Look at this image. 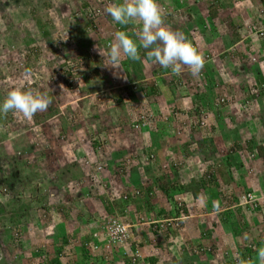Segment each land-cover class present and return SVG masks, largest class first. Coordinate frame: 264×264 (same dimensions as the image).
<instances>
[{"label":"rangeland","instance_id":"374dc122","mask_svg":"<svg viewBox=\"0 0 264 264\" xmlns=\"http://www.w3.org/2000/svg\"><path fill=\"white\" fill-rule=\"evenodd\" d=\"M47 1L51 3L48 6L45 5ZM246 2L258 5L256 10L261 21L258 28L264 31V5L259 0ZM31 3L38 11L32 13L25 5L26 0H0V104L15 88L46 94L52 103L31 121L20 114L9 112L5 116L0 113V264L40 263L39 257L32 256L33 262L30 259L35 250H42L40 253L46 255L45 260L53 257L56 247L68 245L65 249L74 250L71 245L78 240L69 237L71 230L86 225L96 231L98 226L105 224L109 214L104 199L119 203L127 191L126 183L135 189L140 183L142 189L149 184L156 187V178L162 172L156 171L157 176L154 166L158 164H154V160L162 157L176 162L178 155L181 156L178 140L192 142L187 148L189 157L183 164V175L186 173L188 177L198 179L207 166L218 173L225 171L222 156L246 135L248 129L244 121L257 117L264 108V98L258 95L252 73V66H264V37L256 39L250 30L245 33L244 29L250 28L246 26L249 20L242 1L233 6L228 0H190L189 6L206 21L207 27L203 30L199 27L202 20L193 13L189 24L186 16L177 18L175 15L166 19L169 28L177 27L180 32L186 29V38L195 43L204 57L208 54L213 59L214 65L205 57L208 62L201 72L203 75L209 65L214 66L218 75L214 73L206 77L208 84L199 81L198 76L194 77L187 69L175 75L171 69L145 60L136 63L141 73L139 79L134 80L137 84L132 89L134 98L125 89L130 81L126 74L130 70L123 69L122 64L119 69L105 67L103 57L96 51L97 46L102 48L101 38L105 37L106 31L119 25L105 12L106 6L113 2L31 0ZM212 12L217 15L209 19L208 14ZM239 12L246 20L241 21ZM229 13L232 15L228 16ZM84 19L95 22V28L85 26ZM216 27L218 31L214 30ZM135 29L138 30V26ZM222 34L238 45L223 51ZM29 40L34 41L27 47ZM218 52H225L227 60L219 58ZM244 56L245 59L241 60ZM230 65H233L231 70L228 69ZM239 65L244 68L242 73L236 67ZM261 72L264 75V68ZM133 78L136 77L133 75ZM161 78L177 90L175 97L170 95L168 86L160 83ZM153 84L157 88L155 92L151 91ZM197 93H205L213 108H204L201 115H187ZM251 93L259 97L249 107L245 100ZM222 99L225 102L222 103ZM145 105L150 107L147 111ZM145 111L149 112L147 114L153 112V117L157 118L148 126L145 119H140ZM183 120L188 122L187 126L182 125ZM259 131L258 136L264 138V126ZM221 136L228 138L221 141ZM208 137L215 140L216 153L207 144H201ZM163 141L170 148L156 152L155 148ZM111 147L118 151L117 161L104 157ZM253 156V161L248 164V177L231 188L234 196L240 199L248 188L256 190L254 186H259L257 201L264 212V187L260 184L263 179L259 174H264V157L258 158L257 151ZM146 157L149 161L154 159L150 162L153 166L142 164ZM122 169L129 172L137 169L139 176L132 179L129 172L121 173ZM67 170L69 173H65ZM136 180L139 182L134 185L132 182ZM133 188L128 189L131 194L136 192ZM152 196L155 213L147 212L142 198H136L128 212H137L140 207L139 218L151 223L156 222L159 203L165 210H172V205L163 201L160 191H154ZM205 199L199 196L194 202L189 196L177 198L178 202L185 204V212L180 213L179 219L186 222L187 230L182 227L175 234L171 233L172 237L160 248H152L149 240L143 242L141 237H136L138 228L130 229L132 236L129 240L144 243L136 249L140 261L146 263L148 257H157L159 264L199 263L198 244L188 245L184 235L193 230L186 220L189 216L201 213L207 214L209 219L214 217ZM244 215L251 223V214L246 211ZM140 225L139 230L142 229ZM251 227L255 230L249 232L246 240L257 239L259 226ZM122 246L123 257L114 255L116 261L110 263L111 257L107 255L108 264H125V257H133L129 245L124 243ZM215 254L217 259L211 255L201 256L200 264H207L210 260L227 264L229 253L226 255L223 250H216ZM102 262L101 258L89 257L87 260V264Z\"/></svg>","mask_w":264,"mask_h":264},{"label":"trees","instance_id":"16d2710c","mask_svg":"<svg viewBox=\"0 0 264 264\" xmlns=\"http://www.w3.org/2000/svg\"><path fill=\"white\" fill-rule=\"evenodd\" d=\"M113 3H120L121 0H110ZM189 1L190 0H158V2L160 3V5L162 6V8L165 10L166 12V18H165V23L167 25V17L169 18H174L175 15H177V18H183V16H186L188 18V24L189 21L192 20V15L194 14V17L197 16L198 20H202L199 23V27L203 30L205 29L207 26L206 21L203 20V17L200 16V14L196 11L195 8H192L189 6ZM231 1L234 5V3L237 2H241L243 3V8L245 11V14H247L248 16V20L249 23L246 24V26L250 29H244L245 33L246 31H251L250 33H254L257 32L260 28V24L261 21L259 20V11L256 10V8L258 7V5H252L250 3H247V0H228ZM261 2V4L264 5V0H259ZM51 3L49 1H47V3H45L46 6L50 5ZM26 6L30 7L31 12L34 13L35 11H38L37 8L35 10V8H33V5L31 3V0H26ZM232 5V4H230ZM222 6V4H221ZM220 6V7H221ZM238 7V6H237ZM190 10H193L190 12ZM260 11L263 12L262 9H260ZM193 13V14H192ZM233 13V12H232ZM232 13H229L228 16H231ZM217 15V14H216ZM215 15V12H212L210 14H208V18L212 19ZM239 15L241 17H239L242 20H246L242 15L241 12H239ZM102 17V16H101ZM205 19V18H204ZM222 21V20H221ZM84 24L85 26L91 27V28H95V22L91 21V20H86L84 19ZM246 21H243V23H245ZM198 23V22H197ZM183 24H185L183 22ZM187 24V25H188ZM112 25V24H111ZM189 27V25H188ZM259 27V28H258ZM136 26L133 25H129V26H122V25H118V27L114 28V29H108L106 31L105 37L101 38V47L104 49H108V46L113 42L114 40V33L118 30H124L127 31L129 33V35H132L135 31H136ZM172 30L178 31L180 32L179 29H177V27H171ZM214 30L218 31V28L216 27ZM186 29L182 30V34L185 35L186 33ZM95 32V30H94ZM99 32H96V34H98ZM255 36L256 39H259L257 37H259L257 34H253ZM231 39V38H230ZM31 41L34 40H29L26 42L27 47H29V45L31 44ZM220 41L221 44H224L225 47L227 49L230 48V42L227 38V36L225 34H222L220 37ZM193 43V42H192ZM250 40H248L247 44L249 45ZM195 45V43H193ZM232 45V44H231ZM226 49V50H227ZM219 51V50H218ZM146 52L147 50L141 48L140 49V54L142 56V58L146 57ZM219 53V58H225L226 54L225 52L223 53ZM225 55V56H224ZM205 57L207 59H210L209 61H212V64L214 65V61L212 58L209 57L208 54L205 55ZM241 60L245 59V56L240 58ZM136 63H139V61H133L129 58H122L121 60V64L123 66V69H125L127 71V69L130 70V72H127V77L130 78L129 83L125 86V89L129 92L130 95H132V89L136 88V83L134 82L135 79H139V73L140 70H138L139 68L137 67ZM208 66L207 67V72L205 74L202 75V73H200L198 75L199 81L202 82H207L206 77L210 76V75H214V73H216L218 75V73L216 71H214L213 67L214 66ZM233 65H230L228 69L231 70ZM238 69H240V71L242 70V66H236ZM211 68V69H210ZM253 71H255V66H252ZM97 70H95L96 72ZM144 71V70H143ZM103 72V71H102ZM253 72L254 77L256 78V87L259 91L260 98H264V75L262 72L258 71ZM136 78H133V75ZM230 74V73H229ZM235 75L239 76L238 73H235ZM230 77L232 79H234L233 74H230ZM201 78V79H200ZM200 82V83H202ZM160 83L163 84L164 86H168L167 85V81L165 78H161L160 79ZM208 84V82H207ZM143 85V84H142ZM155 84L152 85V92H155V90L157 88H155L156 86H154ZM169 87V86H168ZM195 87H199V84H195ZM170 90V95H172L173 97H175L177 95V90L176 89H172L171 87H169ZM257 94H248V96L246 97L248 101V105L249 107L253 106L255 104V102L257 101V97H259ZM132 98L133 95H132ZM208 99L205 95V93L203 94H194V100L193 102V107L190 109L189 112H187V115H198L204 112V108H213V104H208ZM244 101V102H245ZM247 103H245L244 105H246ZM251 105V106H250ZM146 107V105H145ZM244 107V106H243ZM150 108V107H149ZM148 107H146V111L147 109H149ZM143 112V114L141 115L142 118L140 119H145V124L148 126L150 125L149 123H151V121H155L157 120V118L155 119L153 117V112H151L150 114H147L149 112ZM249 117V116H248ZM249 120H245L244 123L245 125H247V133L245 136H243L241 139H239V142L234 143L232 146L229 147V149L227 150V153H224V155L222 156L223 159V163L224 166L226 168L225 171L218 173L215 172L214 170L212 171V168L210 166H207V168L205 169V171L203 173H201L198 179H196L195 177H188L186 175V173H184L183 175V164L185 162L186 164V158L189 157V152L188 149L191 145L192 142L190 140H178V142L182 147H180V151L179 154L181 156L178 155L179 159L175 162V161H171L169 159H164L162 157H158L156 158V160L158 161V165L160 170L163 172L162 175H160L159 177L156 178V190H159L164 198L169 202L170 205H172V210H170L169 212H166L165 209H160L158 210L157 214L155 215L156 218L158 219H165V221H169L172 220L174 222L173 225H170V223L166 224V223H156V222H151L150 225L152 227V235H156L158 237H160L161 234H159V232H161L163 229L165 230V239L168 237V235H172L175 234L176 231H179L182 227L183 222H181V220H179L180 213L183 211L185 212L183 205H185L182 202H178L177 198H175L178 195H182V194H186V193H190L192 195V198L195 202V200L199 199V196H204L205 202L207 204V206H209V209L213 210L212 213H214L215 217L212 220V226H216L215 221L218 220L221 223L227 222V224L230 226V228L232 229V233L234 236L237 237L238 240H241V242L245 241V238L243 237L244 234H249V232L254 231L255 229H251V225L254 226H259V229L257 230L258 233L256 235L257 239L256 240H250V242L252 243V241H255L256 245H255V250H252L253 247H249L247 246L245 243H242L240 248H238L237 250V254L239 258H243L246 261H252L254 262V264H258V261H256V255H257V250L260 247H264V213L263 209L258 206L257 203H253L252 205H250V207L248 208V214H251L252 217V221L251 223L246 220L244 222L241 221H237L238 217L240 215L239 211V207L237 208L238 205V198L237 196L235 197L232 191V186L235 185L236 182H239L240 180H242L243 178L248 176V161H250V159L253 161V155L255 154V152H258V158H263L264 157V138H261L258 136V132H261L259 130L263 129L264 126V108L263 111L260 112V114L254 118L249 117ZM150 121V122H149ZM142 122V121H141ZM187 121L183 120L182 121V125L183 126H187ZM263 131V130H262ZM235 132H237V130H235ZM222 137V136H221ZM228 136H223L221 138V141L223 139V141H225V139H227ZM240 138V137H239ZM238 139V138H237ZM96 145V142L94 143ZM201 144H207L210 149L213 148V153H216L215 150L217 151L215 145V140L212 139V137H208L204 140H202ZM160 147H169L168 143L163 141L160 143ZM170 148V147H169ZM158 149V148H157ZM156 150V149H155ZM143 152V150H142ZM156 152H158L156 150ZM176 152V151H175ZM211 153V157L213 158V153ZM142 154V153H141ZM177 154V153H174ZM143 155V154H142ZM140 157H143V156ZM181 157V158H180ZM162 158V159H161ZM145 159V158H144ZM154 159L152 158V160L149 161V157H146V160H143L142 164L146 165V166H153V164L150 162H152ZM210 160V158L208 159ZM207 160V161H208ZM179 161V162H178ZM169 165V166H168ZM130 170H126V169H122V171L120 170L121 173H127ZM20 172V171H19ZM67 171H65V173H67ZM179 172V175L178 173ZM69 173V172H68ZM116 173L119 174V172L116 171ZM130 175L132 176V179L137 178L139 176V172L137 169H133L131 172H129ZM173 174V176H171ZM181 174V175H180ZM261 180H264V174L263 173H259ZM177 175V176H176ZM258 175V174H257ZM178 178V179H177ZM259 178V177H258ZM139 180L133 181L132 183L135 185L136 183H138ZM126 193L124 194V196H122L121 198V203L116 202V201H109L108 198L103 200V203L108 204V207L106 209V212L109 214V216H107L108 218H117L120 222H122L123 224L128 223V218H129V214H131L130 212H127L124 216V218L122 219V216L124 214V210H127V208L130 207V205L133 204V202L135 203V199L136 198H140L143 195V191L145 192V200H143V204L145 205L147 212L148 213H153L154 210V206H151L149 204V198H153L152 194L154 192V188L152 190V186H148L145 189H142L141 183L140 184H136V189L133 188L131 186V184L126 183ZM133 188L134 190H136V192L132 193V191H128V189ZM131 189V190H133ZM140 194V195H139ZM100 197V196H99ZM125 205V206H123ZM135 214V213H134ZM211 214V213H210ZM203 215V214H201ZM241 216V215H240ZM219 217V218H218ZM245 217V215H244ZM262 218V219H261ZM177 220V221H176ZM184 224V223H183ZM262 226V227H261ZM196 228H199L198 224L196 226ZM196 228H193L196 230ZM205 228V224L203 225V229H199L201 232V238H205V237H211L212 233L211 231H207ZM94 233H102L106 235V230H105V226L104 224H101L100 226L97 227L96 231H94ZM172 233V234H171ZM246 235V236H247ZM245 236V237H246ZM209 239V238H208ZM211 239V238H210ZM133 241L128 240L126 242V244L129 245V249L133 252L136 251V249L140 246H142L144 243L137 242L136 239H132ZM154 240V239H153ZM160 239L158 238V241ZM164 240V239H163ZM109 238L107 236L103 235L95 240L94 244H89L86 242V240L84 239L83 241H80L81 243L78 244L77 246L75 245H71V247H74V250H67L65 248L69 247L68 245H64V247H56L55 252H53V257L50 258V260H45V254L40 253L42 250H35L36 252H33L31 254L30 259L33 262L32 256L34 258L39 257L40 258V263L37 262V264H71L73 261V264H87V260L89 257H93L94 259L97 258V260L99 258L102 259V263L101 264H108V261L110 260V263H114V261H116V259L113 257L114 255H118L121 256V246L117 245V246H111L108 244ZM155 246L157 248H159L160 244L157 242V240H155ZM67 243V240L66 242ZM254 244V243H253ZM252 245V244H250ZM217 246L210 244L209 247H201V244L197 246L198 251H202V252H209L210 255H214L216 253L217 250ZM227 249V248H225ZM223 250L224 253L226 255H228V250ZM67 250V251H66ZM111 254V258L108 260L107 254ZM232 256V255H230ZM74 257V258H72ZM74 259V260H73ZM112 259V260H111ZM201 258L198 259L199 263ZM38 261V259H37ZM142 264H144L143 262H141ZM146 263L149 264H159V259L157 257H148L146 259ZM196 264H198L197 262H195ZM237 264L238 262L233 261L231 264ZM125 264H133L132 260L129 258H126L125 260Z\"/></svg>","mask_w":264,"mask_h":264},{"label":"clouds","instance_id":"9594fccd","mask_svg":"<svg viewBox=\"0 0 264 264\" xmlns=\"http://www.w3.org/2000/svg\"><path fill=\"white\" fill-rule=\"evenodd\" d=\"M105 12L119 25L138 26V30L132 35H129L124 30L116 31L114 33V40L108 46L107 50L97 46L96 51L103 57L105 67L119 69L122 58H129L141 63H144L145 60H151L152 63L158 64L162 68L171 69L175 75H180L184 69H187L195 77L203 71L208 62L198 47L190 42L184 34L172 30L166 25V12L158 0H121L120 3L107 5ZM258 31V33L254 32L253 34L264 37V31L261 29ZM260 32H263V36L259 35ZM141 48L147 50L145 58L141 57ZM63 87L61 85V88ZM51 103V98L46 94L34 92L31 89L15 88L7 93L2 104H0V113H3L5 116L9 112H12L14 115L20 114L25 120L31 121L37 113L46 111ZM248 163H251V159ZM248 194L252 198L246 201ZM257 197L259 196L256 190H246L242 197L238 199L237 206H250L253 203L258 204ZM259 205L261 206L260 203ZM140 221L145 223L143 218ZM169 221L174 224L172 220ZM169 221H162L160 223L168 224L167 222ZM128 226L130 229H137L132 224ZM93 234L92 239L95 241L98 238H94ZM135 236L138 237L139 235L135 233ZM251 244L249 247H253L252 250H255V243ZM216 255L211 256H215L217 259ZM236 255L238 254L229 255L227 264H231ZM211 261L207 264H212ZM256 261H258V264H264V247H260L257 250ZM237 262L238 264H254L252 261H246L239 257H237Z\"/></svg>","mask_w":264,"mask_h":264},{"label":"crops","instance_id":"0c3cea01","mask_svg":"<svg viewBox=\"0 0 264 264\" xmlns=\"http://www.w3.org/2000/svg\"><path fill=\"white\" fill-rule=\"evenodd\" d=\"M237 39V37L236 38H234V40H236ZM231 40H232V38H231ZM230 42V48H234V46L235 45H238V44H233V42H235V41H229ZM232 44V45H231ZM250 44V43H249ZM222 45V50L224 51V48L225 49H227L226 47H225V45L224 44H221ZM261 47H263V45H261L260 46V50L262 49ZM229 48V49H230ZM228 55V54H227ZM225 56V55H224ZM224 60H227V56H225V58H223ZM263 62H264V60H263ZM246 67V66H245ZM264 68V66H259V67H255V71H253V69H252V73L253 72H258V71H260L261 72V70ZM243 69L244 68H242V70L240 71L241 73H242V71H243ZM256 73H255V75H256ZM236 76V75H235ZM148 143H150V141H148ZM158 148V149H157ZM165 148H169V147H160V144L155 148L158 152H163L164 151V149ZM117 149L116 148H113L112 149V147H111V151L110 152H108V154L107 155H105L104 157L105 158H108L109 160H112V159H114V161H117L115 158H118L117 157V152L118 151H116ZM159 154V153H158ZM120 157V156H119ZM154 164H158V161L157 160H154ZM153 164V165H154ZM158 166L159 165H157V167H155L154 166V170H155V172L157 171V172H162L161 170H160V168H158ZM154 172V173H155ZM157 172H156V174H157ZM163 173V172H162ZM157 176H158V174H157ZM171 176H173V173H172V175ZM248 177V176H247ZM247 177H245V178H243L242 180H244V179H246ZM131 178H132V176H131ZM242 180H240V181H242ZM260 184H263V186H264V181L262 180L261 181V183ZM148 186H151V184H149V185H146L143 189H145L146 187H148ZM255 188H256V191L257 190H260L258 187L259 186H254ZM153 188H155V190L154 191H156V187H154V186H152V190H153ZM252 189V188H251ZM157 191H159V190H157ZM247 191H250V189L248 188V190ZM145 196H147V195H145V192L143 191V195L141 196V198L143 199V200H145ZM180 196H189V199L190 200H193V198H192V195L190 194V193H186V194H182V195H178V196H176L175 198H178V197H180ZM154 199V197L152 198V199H150L149 198V204L151 205L152 203V201H154L153 200ZM166 199L164 198V200L163 201H165ZM163 201H162V203H163ZM197 200H195V202H196ZM123 206H125V205H123ZM134 206V204H132V205H130V207L129 208H127V210H124V216H125V214L128 212V211H130L131 210V207H133ZM145 206V205H144ZM143 206V207H144ZM151 206H153V205H151ZM108 207V204L106 205V208ZM239 207V209H240V211H239V213H240V215L239 216H237L238 217V220L237 221H241V222H244V221H246L247 219H246V217H244V214L246 213V211H248V208L250 207V206H245V207H243V206H237V208ZM139 209H138V211L137 212H135V210L134 211H132V214H129V218H128V223H130V224H132L133 226H136L137 228H138V231H139V233H138V235H139V238L141 237V239H143L142 241L144 242V241H146V240H149L151 243H152V248H156L157 249V247L155 246V243H156V241L155 240H157V242L160 244V246H159V248L163 245V243H165V240H167V239H169V235H168V237L165 239V236H166V232H165V230L163 229L161 232H159V234H161L160 235V237H158V236H156V235H152V227H151V225H150V222L148 223H143V222H141L140 221V219L141 218H139L140 216H141V212L142 211H140V207H138ZM158 210H160V209H164V206H163V204H158ZM147 210V209H146ZM139 211H140V214H139ZM166 212H169V211H167V210H165ZM135 213V214H134ZM153 213H155V210H153ZM264 213V212H263ZM150 216L152 215V214H149ZM208 216H207V214H205V215H201V213L200 214H198V215H195V216H193V215H191V216H189L186 220H189L188 222H190L188 225H189V227L190 226H192L193 228H196V226H197V224H198V226H199V228H196V230L195 229H193V230H189V231H187L186 233H185V237H186V239H187V244L188 245H194V244H198V245H200L201 244V247L203 246V247H207V246H209L210 244H213V245H216L218 248H217V250H224L225 248H227V249H225V250H228L229 251V255H235V254H237V250H238V248H240V246H241V244L242 243H246L247 244V246H249L250 244H251V242L249 241L250 239H247L246 240V238H248L249 236V234L247 235V234H244V238H245V241L244 242H241V240H238L237 239V237L236 236H234L233 235V233H232V229L230 228V226L227 224V222H225V224L224 223H221V222H219L218 220H216L215 221V223H216V226L214 225V226H212V220H213V218L215 217H211L210 219L209 218H207ZM156 218V217H155ZM219 218V217H218ZM156 221L157 222H162V221H165V219H159L158 220V218H156ZM67 223H68V221H66ZM66 222H64V224H66V225H68ZM140 223H142V225H140ZM138 224L140 225V229H141V227H142V229L141 230H139V227H138ZM205 224V228L206 229H204V230H206L205 232H207L208 230L209 231H211V233H212V235H211V237H205V238H201V232H199L200 230V228L201 229H203V225ZM86 226V225H85ZM81 226L80 228H78V230H76L75 228L73 229V230H71V232L69 233V237H72V238H75L76 240H78V242H75L76 244H74L75 246H77L78 244H80L81 242L80 241H83L84 239L86 240V242L87 243H89V244H94L95 243V241L92 239V233H94L93 231H94V229L92 228V227H90V226ZM83 227H85V228H83ZM143 227H145V228H143ZM186 227H187V225H186V222H184V230L186 229ZM86 229V231H84ZM187 230V229H186ZM193 233V234H192ZM102 235V234H101ZM247 235V236H246ZM104 236H106L105 234H103V237ZM246 236V237H245ZM158 238L160 239L159 241H158ZM171 238V237H170ZM209 238V239H208ZM211 238V239H210ZM154 239V240H153ZM164 239V240H163ZM186 244V245H187ZM256 245V244H255ZM131 249V248H130ZM123 250V249H122ZM122 250H121V252H119V253H121V257H123V255H124V252H122ZM158 251V250H157ZM107 255H110V257H111V254H107ZM113 257H114V254H113ZM125 257V256H124ZM125 258H128V257H125ZM198 264H200V263H198ZM202 264H206L205 262L204 263H202Z\"/></svg>","mask_w":264,"mask_h":264},{"label":"built area","instance_id":"2783aa9c","mask_svg":"<svg viewBox=\"0 0 264 264\" xmlns=\"http://www.w3.org/2000/svg\"><path fill=\"white\" fill-rule=\"evenodd\" d=\"M259 35L263 36V32H260ZM221 102L223 103L224 100L222 99ZM247 197H248V199H246V201L251 200V198H252V196L249 194L246 196V198ZM167 223H170V225H173V223H171V221H169ZM104 226H105V230H106V236L109 238L108 244L111 246L119 245V246L123 247L122 245L129 240V237L132 236L131 231H130V227L127 224H123L122 222H120L117 218L116 219L115 218H107ZM101 234L102 233H98V234L94 233L93 237L99 238L100 236L103 235V234L102 235ZM208 254H210V253L207 251L206 252H202V251L196 252L197 257H199V258L201 256H206ZM237 257H238V255H236V257H234L233 261L237 262ZM139 258H140V255L138 256V250H136L134 252L133 257H131L133 264H142L141 262H143V261H140ZM199 258H197V259H199ZM227 261H229V259ZM211 263L217 264V262L215 260H212ZM144 264H149V263H144Z\"/></svg>","mask_w":264,"mask_h":264}]
</instances>
